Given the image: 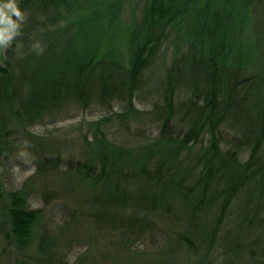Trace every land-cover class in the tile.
Returning <instances> with one entry per match:
<instances>
[{
	"label": "trees",
	"instance_id": "trees-1",
	"mask_svg": "<svg viewBox=\"0 0 264 264\" xmlns=\"http://www.w3.org/2000/svg\"><path fill=\"white\" fill-rule=\"evenodd\" d=\"M17 3L26 19L0 44V215L24 264H75L95 229L127 243L148 228L169 236L158 254L264 264V0ZM81 110L63 135L33 129ZM8 160L37 167L16 190ZM77 193L81 209L62 197Z\"/></svg>",
	"mask_w": 264,
	"mask_h": 264
},
{
	"label": "rangeland",
	"instance_id": "rangeland-1",
	"mask_svg": "<svg viewBox=\"0 0 264 264\" xmlns=\"http://www.w3.org/2000/svg\"><path fill=\"white\" fill-rule=\"evenodd\" d=\"M0 2H3V0H0ZM2 47L4 49L2 51L4 52L5 45H2ZM151 104L152 103L150 101L149 104L148 102H146L145 104H140V106L144 109V107H148ZM115 110H121L120 106L118 107V104L116 105ZM96 114L98 113H89L88 116L90 119H95L97 118ZM84 116L85 112L84 110H81V112H78L76 117L74 118L66 119L56 124L38 125L35 126L33 129L34 131L41 134L56 132L55 134L58 133L60 135H63L64 132H67L70 127L73 128L75 125H77L84 118ZM64 142H66V149L74 147V141L71 138H63V143ZM26 157L27 156H21V158H25L28 160L29 158ZM36 169V165L31 163L25 164L18 163V161L11 162L10 160H8L5 168L2 171V182L4 183V187H7V189L9 190H16L20 188L24 180L29 175L33 174ZM71 196L72 195L62 194L63 200L67 202V204L78 206V208L81 209V194L77 193L74 197ZM238 201L239 200L234 203V206L228 213L229 215L225 222L227 224H225L226 229H229V227L232 228L233 221L239 218L241 206L239 205V203H237ZM29 203L30 206L33 208H40L44 206V199L42 195L35 194L30 198ZM0 205H2L1 202ZM59 211V207H56V209L52 213L53 217L56 219L52 221V224H57L62 219L60 218L61 213ZM147 216H150L152 219H154V217L158 215L154 213L147 214ZM58 217L59 219H57ZM155 219L160 220L159 217H156ZM4 220L1 219L0 215V264H24V262L26 263L33 260L32 258L23 256L21 250L16 246V244L6 237L5 229H2V224H4ZM167 220L165 222L162 221V224L165 226L164 228H168L167 226L171 223L170 220ZM61 222H63V220H61ZM255 226L259 228V224H255ZM125 230L126 229H123V231ZM259 230L260 228L255 231V234L260 237L261 230ZM251 231L254 232V228L251 229ZM112 232L109 231V233ZM145 232L146 237L138 239V237L132 233L134 238L132 240L130 239L131 241L127 243H123L117 237H106L107 235H104L107 233L106 231H98L97 229H95L93 230L92 235H95L94 237L96 239H93L90 244L84 243V245H81V241H76L73 245V249L71 251H68V253L66 254L65 259L69 262H75V264H77L79 258L81 257L82 251L86 250L87 246L89 245L88 252L84 256V258L86 259L84 261V264H199L200 262L208 259L210 260L208 263H212V260H216L217 263H221L223 261V259L219 258L220 249H217L215 253L213 252L210 257L207 256L205 251L203 250L201 252L191 251V253L187 254V247L175 254H167V256H165V254L163 253L158 254L157 252L161 251H158L159 247L168 248V246L162 245L168 243L169 239H167V237L169 236L166 232L159 231L157 232V236L155 234L157 238L153 242L152 230L148 228ZM235 232L239 233V230L235 229ZM151 246H153V248ZM147 251L148 253H146ZM28 255H35V252L32 251L28 253Z\"/></svg>",
	"mask_w": 264,
	"mask_h": 264
},
{
	"label": "clouds",
	"instance_id": "clouds-1",
	"mask_svg": "<svg viewBox=\"0 0 264 264\" xmlns=\"http://www.w3.org/2000/svg\"><path fill=\"white\" fill-rule=\"evenodd\" d=\"M24 11L18 6L17 0L0 2V44L7 45L17 36L24 20Z\"/></svg>",
	"mask_w": 264,
	"mask_h": 264
}]
</instances>
